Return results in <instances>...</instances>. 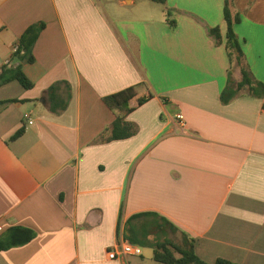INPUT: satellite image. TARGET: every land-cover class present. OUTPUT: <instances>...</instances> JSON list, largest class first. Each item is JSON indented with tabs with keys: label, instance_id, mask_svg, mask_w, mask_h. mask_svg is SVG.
<instances>
[{
	"label": "crops",
	"instance_id": "0c3cea01",
	"mask_svg": "<svg viewBox=\"0 0 264 264\" xmlns=\"http://www.w3.org/2000/svg\"><path fill=\"white\" fill-rule=\"evenodd\" d=\"M141 1L0 0V71L8 61L32 82L0 85V235L35 233L0 251V264H160L152 243L185 238L207 263L264 264V95L220 101L225 0ZM230 7L264 84V0ZM36 22L34 59L19 61L13 48ZM129 86L134 132L108 140L115 115L103 96ZM121 238L141 255L109 259Z\"/></svg>",
	"mask_w": 264,
	"mask_h": 264
},
{
	"label": "trees",
	"instance_id": "16d2710c",
	"mask_svg": "<svg viewBox=\"0 0 264 264\" xmlns=\"http://www.w3.org/2000/svg\"><path fill=\"white\" fill-rule=\"evenodd\" d=\"M159 3H164L165 0H152ZM223 15L227 25L225 50L229 60L228 81L226 86L220 93V101L223 104L229 103L239 93L246 91L249 95L254 97H262L264 95V84L257 81L251 75L243 50L241 48L237 34L233 29L234 23L239 21V15L234 12L230 7V0H225L223 7ZM167 21L170 27L175 26V20L170 18L169 10L166 11ZM43 22H36L26 28L18 40V47L15 52V58L19 61L32 62V48L33 45L44 28ZM208 34L216 41L219 42L220 34L217 27L210 28ZM236 66L240 71V79L232 81L230 79V68ZM16 80L23 87L30 88L32 82L28 79L19 65L15 67L3 66L0 71V85L6 84L9 81ZM55 90V85L48 88V93L51 95V100L55 97L52 95ZM135 87L129 86L117 92L103 96V102L112 110L115 115L114 120L107 129V139H123L127 138L134 132L132 124L125 119L126 115L133 110L130 106V100L135 96ZM145 99H139L138 104H142ZM56 105V104H55ZM64 106L58 104L57 107ZM51 109L56 110V106L51 103ZM22 133L19 130L14 137ZM35 233L33 230L23 226L10 227L6 232L0 235V251L23 245L33 239ZM153 259L160 264H239L224 258H217L214 263H207L200 259L194 251L193 240L185 238L183 244H176L171 240H157L152 243Z\"/></svg>",
	"mask_w": 264,
	"mask_h": 264
},
{
	"label": "built area",
	"instance_id": "2783aa9c",
	"mask_svg": "<svg viewBox=\"0 0 264 264\" xmlns=\"http://www.w3.org/2000/svg\"><path fill=\"white\" fill-rule=\"evenodd\" d=\"M16 50L17 47L15 46L13 51L16 52ZM7 64L8 61L5 62V65ZM176 119L183 125L184 120L180 113L176 114ZM1 229L2 227L0 226V230ZM141 253V246L121 238L116 242L113 249L107 251V257L112 260L120 257L139 256Z\"/></svg>",
	"mask_w": 264,
	"mask_h": 264
},
{
	"label": "rangeland",
	"instance_id": "374dc122",
	"mask_svg": "<svg viewBox=\"0 0 264 264\" xmlns=\"http://www.w3.org/2000/svg\"><path fill=\"white\" fill-rule=\"evenodd\" d=\"M142 2H145L146 3L147 10H153L154 8L155 9H158V8L161 7V3L155 2V1H152V0H142L141 3ZM143 10L145 11V8L144 7H143Z\"/></svg>",
	"mask_w": 264,
	"mask_h": 264
}]
</instances>
